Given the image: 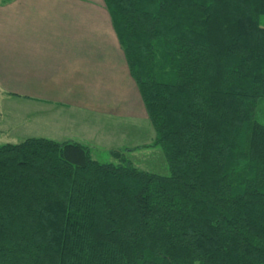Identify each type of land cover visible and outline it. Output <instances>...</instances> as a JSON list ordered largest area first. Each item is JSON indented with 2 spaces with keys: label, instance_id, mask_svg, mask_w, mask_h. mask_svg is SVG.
Here are the masks:
<instances>
[{
  "label": "trees",
  "instance_id": "trees-1",
  "mask_svg": "<svg viewBox=\"0 0 264 264\" xmlns=\"http://www.w3.org/2000/svg\"><path fill=\"white\" fill-rule=\"evenodd\" d=\"M169 168L0 144V264H264V0H104Z\"/></svg>",
  "mask_w": 264,
  "mask_h": 264
},
{
  "label": "crops",
  "instance_id": "crops-1",
  "mask_svg": "<svg viewBox=\"0 0 264 264\" xmlns=\"http://www.w3.org/2000/svg\"><path fill=\"white\" fill-rule=\"evenodd\" d=\"M5 96L24 103L28 113L34 105L39 125L50 120L44 112H57L63 131L50 138L79 141L91 152L112 121L132 125L149 118L104 0H0V97ZM9 122L0 108L2 136L13 127Z\"/></svg>",
  "mask_w": 264,
  "mask_h": 264
},
{
  "label": "rangeland",
  "instance_id": "rangeland-1",
  "mask_svg": "<svg viewBox=\"0 0 264 264\" xmlns=\"http://www.w3.org/2000/svg\"><path fill=\"white\" fill-rule=\"evenodd\" d=\"M10 98L0 97L3 120H10L9 126H13L10 129L8 127L7 134H3V136L0 134V144L18 143L28 137L56 138V133L61 129L63 131V127L57 126L58 120L55 118L57 112H44L46 116L50 117V120L47 125H39V113L34 105H31L32 109L28 113L24 111V103L18 99ZM258 115V119L264 123V103ZM26 116L29 117L28 120H24ZM112 122L111 126L102 128L101 133L99 132L94 139L93 143L99 142L95 143V145L97 144L96 150H92L94 158L101 162H116L118 159L113 155V150H119L125 152V155L140 168L161 174L169 173L164 152L160 145L154 143L156 132L149 118L144 116L143 122L137 120L132 125L123 122V120H120V124L115 123V121ZM4 123L6 125L7 122ZM98 125V122L93 124L91 132L93 128L97 129ZM116 131H118V135L120 134L119 139H117Z\"/></svg>",
  "mask_w": 264,
  "mask_h": 264
}]
</instances>
